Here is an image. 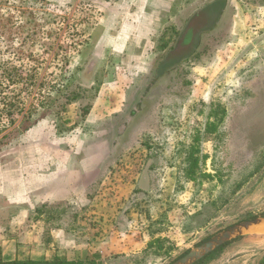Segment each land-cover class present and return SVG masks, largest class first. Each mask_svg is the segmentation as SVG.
Masks as SVG:
<instances>
[{
	"label": "rangeland",
	"instance_id": "1",
	"mask_svg": "<svg viewBox=\"0 0 264 264\" xmlns=\"http://www.w3.org/2000/svg\"><path fill=\"white\" fill-rule=\"evenodd\" d=\"M263 215L264 0H0V262L171 264Z\"/></svg>",
	"mask_w": 264,
	"mask_h": 264
},
{
	"label": "water",
	"instance_id": "2",
	"mask_svg": "<svg viewBox=\"0 0 264 264\" xmlns=\"http://www.w3.org/2000/svg\"><path fill=\"white\" fill-rule=\"evenodd\" d=\"M261 229H264V216L239 222L209 237L171 264H197L227 243Z\"/></svg>",
	"mask_w": 264,
	"mask_h": 264
},
{
	"label": "crops",
	"instance_id": "3",
	"mask_svg": "<svg viewBox=\"0 0 264 264\" xmlns=\"http://www.w3.org/2000/svg\"><path fill=\"white\" fill-rule=\"evenodd\" d=\"M127 6V4H126ZM148 16H145V18L142 20V24L143 25H147L149 24L150 22H148ZM130 25V24H125L124 26V35H123V38L122 36L120 35L121 32L118 33L117 36L114 37V39L110 42V45L109 46H113L112 48V53L115 55H117L119 52H122L124 50H127L129 51L127 54L129 55V53L132 51L131 49L133 48V45L136 43V39L132 38L130 35V32L131 30L133 31L135 27V25L131 24L129 27L130 29H127V26ZM130 34V35H129ZM138 41L141 42L142 40L140 38H138ZM150 41H148L147 43H149ZM149 46L147 45V47L145 49H148ZM145 49L142 51L141 53V57H144V53L145 52ZM103 54V52H102ZM148 57V56H147ZM148 64V63H147ZM149 66L144 68V66H139V71H142L143 73H147V70H148ZM62 175V174H61ZM67 178H68V175L65 174L63 176H60V180H56L53 184L52 182H49L47 184H43L41 185V187L44 189L46 187H48L47 189V196L45 197V201H56V200H73L72 199V196L69 197L68 196V184L69 182L67 181ZM57 188L59 187L60 190L59 192L55 191V192H52V189L54 188ZM63 187V188H62ZM62 188V189H61ZM0 245H1V249H2V254L5 256H12V251H15V246L13 245V242H10V241H0ZM130 251V246H127L126 247V251Z\"/></svg>",
	"mask_w": 264,
	"mask_h": 264
},
{
	"label": "trees",
	"instance_id": "4",
	"mask_svg": "<svg viewBox=\"0 0 264 264\" xmlns=\"http://www.w3.org/2000/svg\"><path fill=\"white\" fill-rule=\"evenodd\" d=\"M185 42V41H184ZM187 42V41H186ZM185 44V43H184ZM183 44V45H184ZM186 45V44H185ZM214 106V105H213ZM215 110H213V115H214ZM210 116V110L207 114V119ZM11 122V121H10ZM208 123V121L206 122ZM208 129V128H207ZM205 131V130H204ZM39 211V210H37ZM264 216V215H263ZM156 242H159V239L155 240ZM223 247V246H222ZM221 247V248H222ZM221 248H218L217 250H215L213 253H211L210 255H208L207 257H205L204 259H202L199 263L197 264H202L205 260L209 259L210 257H212L218 250H220ZM0 264H85L84 262H79V261H66V260H60L58 258H55V260L48 262V261H20V260H14L12 262H0Z\"/></svg>",
	"mask_w": 264,
	"mask_h": 264
}]
</instances>
